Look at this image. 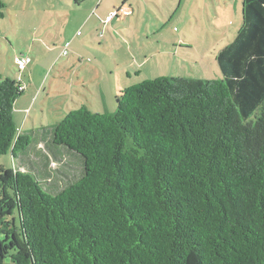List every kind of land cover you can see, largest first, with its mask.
<instances>
[{"label": "trees", "instance_id": "trees-1", "mask_svg": "<svg viewBox=\"0 0 264 264\" xmlns=\"http://www.w3.org/2000/svg\"><path fill=\"white\" fill-rule=\"evenodd\" d=\"M218 63L222 78L145 80L114 111L83 104L22 133L24 91L0 80V155L15 159L0 164V264H264V0H244ZM40 143L82 164L58 193L27 153Z\"/></svg>", "mask_w": 264, "mask_h": 264}, {"label": "rangeland", "instance_id": "rangeland-1", "mask_svg": "<svg viewBox=\"0 0 264 264\" xmlns=\"http://www.w3.org/2000/svg\"><path fill=\"white\" fill-rule=\"evenodd\" d=\"M2 1L0 80L21 75L28 83L14 106L18 133L56 124L83 104L114 111L120 89L145 80L222 78L218 55L244 23V0ZM21 54L32 58L24 70ZM27 153L51 192L81 176L80 160L60 149L69 166L45 143ZM14 162L12 152L0 155L5 168ZM4 264L16 263L8 257Z\"/></svg>", "mask_w": 264, "mask_h": 264}, {"label": "built area", "instance_id": "built-area-1", "mask_svg": "<svg viewBox=\"0 0 264 264\" xmlns=\"http://www.w3.org/2000/svg\"><path fill=\"white\" fill-rule=\"evenodd\" d=\"M117 15H118L117 11L113 13V16H117ZM113 16L109 15L108 20L112 19ZM63 53L65 55L68 54V47L65 48ZM31 61H32L31 56L26 54L17 56L16 58V62L21 70H24ZM16 83L21 91H25L27 89V84L23 81L21 75L16 78Z\"/></svg>", "mask_w": 264, "mask_h": 264}, {"label": "crops", "instance_id": "crops-1", "mask_svg": "<svg viewBox=\"0 0 264 264\" xmlns=\"http://www.w3.org/2000/svg\"><path fill=\"white\" fill-rule=\"evenodd\" d=\"M102 3H103V2H101L100 4H98V7H100V6L102 5ZM94 14H95V13H94ZM108 16H109V15H108ZM168 51H169V50H168ZM21 55H24V54H21ZM150 57H151V56L145 54L144 59H145V58H146V59H145L144 61H142L141 63H139V64H140L139 66H141V67L144 66V65L149 61ZM137 60H138V59H137ZM141 67H140V68H141ZM137 72H138V74H139V73H141V70H137ZM127 73H128L129 76L131 75L130 72H127ZM14 78H17V77H14ZM22 78H23V77H22ZM30 80H32V77H30ZM23 81H25V79H23ZM25 82H26V81H25ZM26 84H28V83L26 82ZM27 86H28V85H27ZM17 101H18V100H17ZM17 101H16V102H17ZM41 144H42V143H41Z\"/></svg>", "mask_w": 264, "mask_h": 264}]
</instances>
